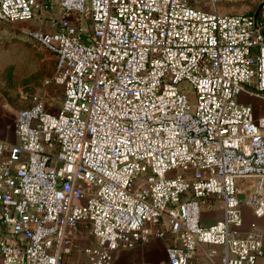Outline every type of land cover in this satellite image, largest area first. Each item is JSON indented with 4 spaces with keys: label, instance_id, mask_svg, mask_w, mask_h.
<instances>
[{
    "label": "built area",
    "instance_id": "1",
    "mask_svg": "<svg viewBox=\"0 0 264 264\" xmlns=\"http://www.w3.org/2000/svg\"><path fill=\"white\" fill-rule=\"evenodd\" d=\"M200 2L0 0V20L59 9L55 30L26 33L55 55L49 81L63 87L56 110L35 91L18 141L0 138L3 264H71L80 223L97 239L80 247L85 264L153 236L172 239L171 264L202 243L224 248L217 264L257 261L263 235L244 228L243 206L264 216V114L238 95L264 99V0L258 14ZM73 12H89L90 33ZM208 196L224 215L204 224Z\"/></svg>",
    "mask_w": 264,
    "mask_h": 264
},
{
    "label": "crops",
    "instance_id": "2",
    "mask_svg": "<svg viewBox=\"0 0 264 264\" xmlns=\"http://www.w3.org/2000/svg\"><path fill=\"white\" fill-rule=\"evenodd\" d=\"M2 54H5L3 52ZM1 63V61H0ZM252 84H249V86ZM48 101L47 94L41 90ZM238 98L243 102L253 105L256 116L264 114V99L256 94L243 90ZM32 98L28 94L18 95L15 92L6 91V81L0 82V138L17 142L18 136L15 129V119L20 108L31 105ZM61 103V101H60ZM56 106L49 105L50 109L56 110ZM244 228L254 227L259 230L264 239V216L256 217L250 206H243ZM224 215L220 201L214 196H208L202 202V222L210 224ZM6 235L12 237L13 234L7 229L0 230V237ZM75 238L79 248L74 249L66 258L71 264H85L86 255L81 248L84 245H94L97 243L96 237L92 234L86 223H80L75 231ZM172 239L169 236H153L147 241L138 242L130 248H119L114 252V259L111 264H171L168 258V246ZM224 248L213 243H202L198 246L195 255L191 258L190 264H217L221 260ZM0 264H3V254L0 250ZM254 264H264V240L263 252L259 255Z\"/></svg>",
    "mask_w": 264,
    "mask_h": 264
},
{
    "label": "rangeland",
    "instance_id": "3",
    "mask_svg": "<svg viewBox=\"0 0 264 264\" xmlns=\"http://www.w3.org/2000/svg\"><path fill=\"white\" fill-rule=\"evenodd\" d=\"M263 0H219L213 4L209 0H201L203 9L221 12L244 11L253 13ZM59 9L55 7L51 13L42 12V19L27 21L0 20V82L6 81V91L15 92L18 95L28 94L29 97L35 91L44 90L48 97L49 105L56 106L63 98V87L51 79L55 69V55L48 49L34 41L26 29L41 28L52 31L56 26L52 25L51 17L59 15ZM71 18L87 28V33L92 31L93 25L89 12L83 14L73 12ZM85 36V35H84ZM5 52V54H2ZM181 86L188 91L191 97L195 92L188 81H183ZM249 87H253L250 85Z\"/></svg>",
    "mask_w": 264,
    "mask_h": 264
},
{
    "label": "water",
    "instance_id": "4",
    "mask_svg": "<svg viewBox=\"0 0 264 264\" xmlns=\"http://www.w3.org/2000/svg\"><path fill=\"white\" fill-rule=\"evenodd\" d=\"M262 4H263V1L259 4V6H258V8H257V10H256V14L259 13V11H260V9H261V7H262Z\"/></svg>",
    "mask_w": 264,
    "mask_h": 264
}]
</instances>
